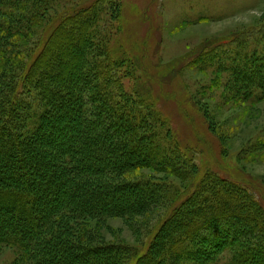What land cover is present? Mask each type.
<instances>
[{
  "label": "trees",
  "instance_id": "trees-1",
  "mask_svg": "<svg viewBox=\"0 0 264 264\" xmlns=\"http://www.w3.org/2000/svg\"><path fill=\"white\" fill-rule=\"evenodd\" d=\"M116 6L0 0V248L17 251L11 264H211L226 250L230 264H264V209L166 148L160 110L121 89L128 59L110 57L100 30ZM190 63L213 67L210 85L231 107L264 102V27L217 39ZM145 170L191 182L165 193L172 185ZM152 213L160 220L137 250L95 235L110 218Z\"/></svg>",
  "mask_w": 264,
  "mask_h": 264
},
{
  "label": "rangeland",
  "instance_id": "rangeland-1",
  "mask_svg": "<svg viewBox=\"0 0 264 264\" xmlns=\"http://www.w3.org/2000/svg\"><path fill=\"white\" fill-rule=\"evenodd\" d=\"M114 1L119 18L101 23L100 30L110 57L128 59V68L118 69L119 76L123 73L121 89L133 98L141 95L160 110L165 124L159 136L166 148L181 149L184 160L192 158L195 168L235 181L264 209V102L250 108L231 107L222 100L223 87L210 85L213 67L200 69L190 63L217 39L264 27V0ZM54 57L58 59L59 54ZM200 105L210 115L200 114ZM203 119H210L212 131ZM142 174L172 185L165 193L184 191L191 182L147 170ZM159 220L152 213L132 221L110 218L98 227L93 221L90 227H96V237L105 243L137 250ZM17 254L14 248L1 247L0 264H11ZM230 258L226 250L211 264H230Z\"/></svg>",
  "mask_w": 264,
  "mask_h": 264
}]
</instances>
